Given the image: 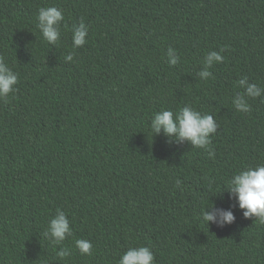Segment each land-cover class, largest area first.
<instances>
[{"label":"trees","instance_id":"obj_1","mask_svg":"<svg viewBox=\"0 0 264 264\" xmlns=\"http://www.w3.org/2000/svg\"><path fill=\"white\" fill-rule=\"evenodd\" d=\"M53 5L64 20L49 44L37 13ZM81 19L87 41L74 48ZM0 57L18 74L0 99V264H118L138 246L154 264H264V224L226 188L264 164V96L246 97L247 113L232 103L240 79L264 88V0H0ZM189 105L215 118V156L154 136L156 112ZM213 204L235 221H203ZM57 208L72 228L61 244L44 236Z\"/></svg>","mask_w":264,"mask_h":264},{"label":"clouds","instance_id":"obj_2","mask_svg":"<svg viewBox=\"0 0 264 264\" xmlns=\"http://www.w3.org/2000/svg\"><path fill=\"white\" fill-rule=\"evenodd\" d=\"M64 20L63 10L56 6L40 7L37 13V27L44 40L49 44H56L60 39V25ZM89 28L81 19L78 25L72 28V42L74 48L83 46L87 41ZM224 49L212 50L204 57V67L199 71L198 76L207 80L212 76L209 69L214 63L222 62ZM167 62L176 65L179 56L176 50L169 47L167 50ZM74 53L65 56V60L71 62ZM18 82V74L13 71L0 57V99H6L15 92V85ZM238 85L244 89L243 93H237L232 100L237 111L250 112L251 106L246 97L264 96V88L255 83H249L247 77L240 79ZM154 136L163 132L170 138L177 141L187 140L196 148L205 149L209 156H215L212 148L211 135L217 132L218 124L211 114L201 113L192 106H184L175 113L172 110H161L156 112L150 124ZM181 181L177 180L176 186L180 187ZM227 190L238 200L239 208L243 209L245 218L255 217L259 223L264 224V164L255 167H247L239 170L228 181ZM203 221L217 222L220 225L231 224L236 217L232 210L216 209L214 204L202 210ZM72 235V228L69 218L64 210L57 208L55 215L48 221L44 236L51 239L53 244H61ZM75 246L81 254H92L93 245L91 241L76 239ZM57 255L61 258L69 255V250L61 248ZM154 253L148 246L130 247L119 259L118 264H154Z\"/></svg>","mask_w":264,"mask_h":264}]
</instances>
